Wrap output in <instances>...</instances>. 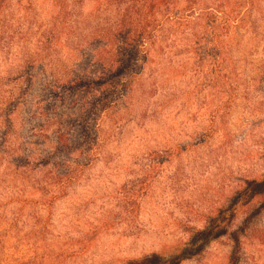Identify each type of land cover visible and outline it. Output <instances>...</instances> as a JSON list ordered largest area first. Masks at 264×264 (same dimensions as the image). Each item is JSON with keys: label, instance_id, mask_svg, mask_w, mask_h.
<instances>
[{"label": "rangeland", "instance_id": "obj_1", "mask_svg": "<svg viewBox=\"0 0 264 264\" xmlns=\"http://www.w3.org/2000/svg\"><path fill=\"white\" fill-rule=\"evenodd\" d=\"M133 1L0 0V264H264V0Z\"/></svg>", "mask_w": 264, "mask_h": 264}, {"label": "trees", "instance_id": "obj_2", "mask_svg": "<svg viewBox=\"0 0 264 264\" xmlns=\"http://www.w3.org/2000/svg\"><path fill=\"white\" fill-rule=\"evenodd\" d=\"M135 4L130 6V9L126 10L125 12H123L120 15V18L118 19L117 23H116V29L114 31L115 33V38L116 37H124V42L123 44L120 45H116V47H118L119 49V53L121 51V56L120 58H125L124 55V51L126 49V47H128V45H130V35L132 34V29H135L134 27H131L133 25V23L135 21H137V17L134 16L135 13L138 14V18H141V16H144L145 14H147V16H149L150 21H147L146 24H144L143 28L136 29V31H134V37L132 38V40H135V48L136 50L140 49V47L144 44L142 42H144L143 38L148 36L151 33V29H149L147 32H145V27L151 23V27H155L154 22H155V16L157 13V10H161L162 13V9L161 8H165L166 10H169L170 8H172V12L176 13H180L182 11V9H186L189 10L193 7L194 1L193 0H185V5H183V7H179L178 3L173 2L174 0H134ZM133 1V2H134ZM136 10L134 12V14H132V10ZM210 12V11H209ZM209 12H206L205 14H208ZM173 13V14H174ZM148 19V20H149ZM227 21V20H225ZM140 22V21H139ZM157 28V27H155ZM146 53V51H145ZM123 55V56H122ZM111 63L114 64V66L116 67V65L120 63L119 59H115L112 60L111 59ZM109 69H112L111 67Z\"/></svg>", "mask_w": 264, "mask_h": 264}]
</instances>
